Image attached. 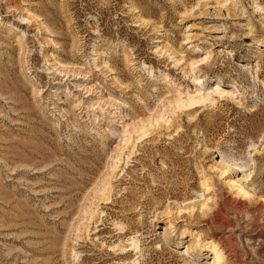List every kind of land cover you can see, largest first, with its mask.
Masks as SVG:
<instances>
[{"label":"rangeland","instance_id":"rangeland-1","mask_svg":"<svg viewBox=\"0 0 264 264\" xmlns=\"http://www.w3.org/2000/svg\"><path fill=\"white\" fill-rule=\"evenodd\" d=\"M245 184L264 0H0V264H264Z\"/></svg>","mask_w":264,"mask_h":264},{"label":"bare ground","instance_id":"bare-ground-1","mask_svg":"<svg viewBox=\"0 0 264 264\" xmlns=\"http://www.w3.org/2000/svg\"><path fill=\"white\" fill-rule=\"evenodd\" d=\"M171 50H172L173 53H176V50H173V49H171ZM180 59H183V57H180ZM206 59L207 58H192V59H189L188 61L190 62L191 65L196 64V66H198V65H200L199 64L200 62H202V61H204ZM206 100H207V98L199 96L197 98L191 97L186 102H187L188 105H193V104H196V103L204 102ZM237 190L241 193L243 198H245L246 200H248V201L254 200L255 203H257V205L258 204L259 205H263V203H264V192H261L260 194H256V196L254 197L255 191L252 188H249L248 184H245L243 186L239 185ZM206 200H205V202H203L201 204V209L202 208L203 209H208V203H206ZM243 205H245V202H243ZM204 212H205V210L202 211V213H204ZM216 246L217 245H214V255H215V257H214L213 261H209V264H218V261L221 260V257L219 255H217L218 249L216 248Z\"/></svg>","mask_w":264,"mask_h":264}]
</instances>
